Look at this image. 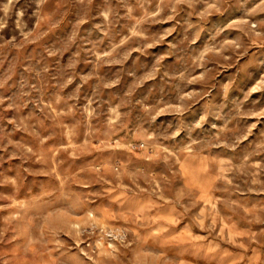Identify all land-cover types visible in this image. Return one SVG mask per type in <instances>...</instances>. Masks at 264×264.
Returning <instances> with one entry per match:
<instances>
[{
	"label": "rangeland",
	"instance_id": "obj_1",
	"mask_svg": "<svg viewBox=\"0 0 264 264\" xmlns=\"http://www.w3.org/2000/svg\"><path fill=\"white\" fill-rule=\"evenodd\" d=\"M0 264H264V0H0Z\"/></svg>",
	"mask_w": 264,
	"mask_h": 264
}]
</instances>
